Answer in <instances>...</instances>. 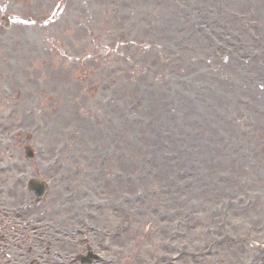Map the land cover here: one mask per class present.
I'll list each match as a JSON object with an SVG mask.
<instances>
[{"label":"rangeland","instance_id":"374dc122","mask_svg":"<svg viewBox=\"0 0 264 264\" xmlns=\"http://www.w3.org/2000/svg\"><path fill=\"white\" fill-rule=\"evenodd\" d=\"M7 1L9 13L22 19L32 17L33 23L23 20L12 32L0 29V50L21 51L20 63H26L22 57H28L29 66L42 64L44 68L43 75L40 71L34 76L27 75L31 76L27 94L44 96L38 99L35 108L28 110L27 107L32 114L30 118L20 117L17 123L13 122L21 129L20 142L31 139L28 142L37 151L39 148L44 152L43 156L38 154V161L56 157L66 159L69 200L73 199V194L81 192L88 196L87 201H75L74 206L98 210L105 203L110 204L109 219L101 215V221L112 219V239L116 242H112V255L117 262L135 254L130 251L136 245L138 235L135 234L139 232L146 238V231L154 233L168 250L159 252L157 256L162 255L159 259L152 258L154 252L140 254L135 259L138 264L150 261V264H173L174 246L178 242L189 247L204 244L209 236L201 241L197 237L207 228H211L213 240L227 232L229 237L239 236L245 252L251 254L252 246H258V234L263 235L264 231V154L261 157L259 153L264 146V46L261 47L264 43V0H96L99 18L86 23L81 20L85 17L78 15L85 13V5L77 4L86 3V0H67L60 11H53L56 0H0L3 4ZM192 3L196 6H190ZM180 5L186 12L180 10ZM225 14L226 20L233 23L234 31L236 28L242 41L249 44V49L238 54L226 67L206 70L202 79L197 65L208 62L213 51H208L201 61L185 53L191 72L201 81L193 89V84L190 89L181 86L182 95L189 94L186 102L181 101L183 96L175 99L181 106H190L186 110L196 115L195 123L201 120V126L207 125V129L218 126L215 133L224 138L227 145L236 142L246 146L247 139H251L249 141L258 151L253 155L258 159L254 169L251 170V164L246 162L249 154L242 148L239 158H234L230 167L209 166L210 174L203 173L205 177L200 183L187 185L185 192L180 193L174 187L157 193L156 187H144L142 195L133 192L123 179L126 175L121 180L112 178L111 168L115 164L111 159L112 131L125 125V115L133 119L143 117L144 113H139L144 101L150 94L157 95L158 84L146 72L161 62L160 46L165 43L162 25H174L180 17L194 16L200 20L214 17L217 25L210 31L216 33L224 28ZM250 26L260 30L255 31L260 40L250 39V31H253L249 30ZM85 56L89 57L85 63L86 75L79 63ZM259 58L261 64H257ZM244 63L253 65V70H240ZM46 67L57 71L55 77L50 76L53 79L50 83L45 82ZM129 72L138 74L130 80L126 75ZM134 83L138 87L133 86ZM175 92L173 95H177ZM36 111L40 113L34 114ZM190 122L183 120L182 124L191 130L187 126ZM248 124L251 125L246 128ZM128 157L122 156L119 164L130 162ZM219 161L217 158L215 163ZM114 167L122 169L120 165ZM147 175L150 181L157 178L153 173L147 172ZM159 199L165 202V207L160 206ZM72 212L77 214L82 210L73 207ZM139 223H146L143 231L138 230ZM178 232H185L180 240ZM231 245L224 243L218 253L214 249L212 261L222 253L227 254L224 250L230 247L223 264L237 263L236 257L231 256L241 255L243 251L233 252Z\"/></svg>","mask_w":264,"mask_h":264},{"label":"flooded vegetation","instance_id":"af4514ba","mask_svg":"<svg viewBox=\"0 0 264 264\" xmlns=\"http://www.w3.org/2000/svg\"><path fill=\"white\" fill-rule=\"evenodd\" d=\"M32 264H47V263H50V264H68L69 263V259H68V255L66 256H58V257H55L54 255H48L46 259H40V260H32Z\"/></svg>","mask_w":264,"mask_h":264},{"label":"bare ground","instance_id":"6f19581e","mask_svg":"<svg viewBox=\"0 0 264 264\" xmlns=\"http://www.w3.org/2000/svg\"><path fill=\"white\" fill-rule=\"evenodd\" d=\"M43 57H46V58H47L48 56H47V55H44ZM23 115L26 116V117H30V116H31V115H30V112H28V113H23ZM9 121H11V120H9Z\"/></svg>","mask_w":264,"mask_h":264}]
</instances>
